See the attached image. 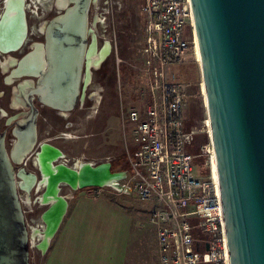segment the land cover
Segmentation results:
<instances>
[{
  "label": "water",
  "instance_id": "water-1",
  "mask_svg": "<svg viewBox=\"0 0 264 264\" xmlns=\"http://www.w3.org/2000/svg\"><path fill=\"white\" fill-rule=\"evenodd\" d=\"M89 4L90 0H77L67 15L72 22L70 31L76 34L77 40L70 108L76 101L86 54ZM191 4L230 264H264V0H191ZM15 47L16 44L0 51ZM90 49L91 46L88 61ZM49 103L58 107L66 101L50 96ZM17 132L18 139L9 151L6 134L0 131V264H30L31 236L19 187L31 191L36 184V192L41 193L37 201L46 208L41 215L46 224L41 243L48 228L44 216L49 211L53 214L49 246L68 207V198L62 193L66 187L70 190L103 187L124 176V172L112 170V158L99 162L77 159L71 166L61 161L65 156L62 149L44 142L33 155V164L44 146L58 151L50 164L52 169H59L51 176L50 194L61 202L42 203L40 197L47 193L49 186L41 187L40 167L39 176L26 173L21 166L16 169L34 146V119L28 128ZM18 176L24 179L23 184H19ZM38 247L43 253L47 251Z\"/></svg>",
  "mask_w": 264,
  "mask_h": 264
},
{
  "label": "built area",
  "instance_id": "built-area-1",
  "mask_svg": "<svg viewBox=\"0 0 264 264\" xmlns=\"http://www.w3.org/2000/svg\"><path fill=\"white\" fill-rule=\"evenodd\" d=\"M145 81L121 103L127 168L121 179L93 187V196L134 193L156 227L160 264H230L212 136L195 149L197 130L185 116V86L167 71L192 56L197 63L191 0H143ZM198 160L201 161L198 163ZM217 167V162H216Z\"/></svg>",
  "mask_w": 264,
  "mask_h": 264
},
{
  "label": "flooded vegetation",
  "instance_id": "flooded-vegetation-1",
  "mask_svg": "<svg viewBox=\"0 0 264 264\" xmlns=\"http://www.w3.org/2000/svg\"><path fill=\"white\" fill-rule=\"evenodd\" d=\"M100 4L102 3H98L97 0H90L87 18L88 29L91 23V14L98 9L104 10ZM76 5L77 0H25L22 30L16 41V47L12 50L0 51V73L2 76L0 131L5 132L6 145L10 151L18 139L17 131L21 132L23 128H28L32 118L34 119L36 132L34 146L20 165L26 173L34 172L37 176H39V167L36 165V159L35 165L33 164L32 157L44 142L52 143L62 149L65 156L61 161L68 165L73 166L76 160L80 159L72 155L74 154L73 150H68L60 142H57L58 139L64 141L76 137L75 134L69 132L70 128L79 127L75 119L88 113L87 117L94 116V119L91 118V121H88V118L84 119L86 121L84 128L88 129L90 123L95 121L93 127H99V129L94 135L98 136V140L101 141V135L105 133L103 128H106V138L112 136L111 122L114 117H117L118 82L119 76L122 77L121 69L123 68L125 74L127 73L128 81L130 79L132 81L139 80L141 75H144L145 67L142 64L140 67L120 58V52L116 46L109 47L107 43L96 54L99 46L97 42H93L94 38L89 30L76 101L72 108L69 107L72 97L70 84L75 78L74 59L76 57L74 51L77 40L76 34L73 35L70 31L72 22L67 15ZM3 9L4 0H0V11ZM89 46H91V54L88 65ZM111 56L118 62L117 71L116 68L113 71L109 70ZM93 59L96 60L93 61ZM94 63L96 64L94 65ZM93 67L96 68V73L91 70ZM95 74L99 76L101 83L97 93L91 90L96 85ZM142 84L140 82L135 91L136 94ZM109 89L110 91H108ZM50 96L59 101H66V103L58 107L50 105ZM90 110H93L91 115H89ZM89 135H93V133ZM85 136L88 134L86 133ZM91 160L98 162V158ZM19 168L17 165L16 169L19 170ZM18 177L20 178L19 184H21L24 179ZM35 187L36 184L32 186L31 190ZM19 188L23 190L21 187Z\"/></svg>",
  "mask_w": 264,
  "mask_h": 264
},
{
  "label": "rangeland",
  "instance_id": "rangeland-1",
  "mask_svg": "<svg viewBox=\"0 0 264 264\" xmlns=\"http://www.w3.org/2000/svg\"><path fill=\"white\" fill-rule=\"evenodd\" d=\"M142 1L143 0H97L98 3H102L100 5L104 10L98 9L95 11V13L91 14V23L89 26V30L92 32V38H94L93 42H97L99 46L97 48L98 52H96V54H98L108 43L110 47L112 45L117 47L120 52V58L126 59L139 66L140 64H142L144 67L146 66V55L143 51L146 39V20L141 10ZM95 60L96 59H93V61ZM95 64L96 63H94V65ZM109 66L110 71H113L114 68H116V71L118 70V62L113 56L109 58ZM91 70L96 73L95 67H93ZM120 73H122V77L119 76L118 82V108L121 107L122 102L126 103L129 100L137 97L135 91L140 82L143 83L146 78L145 75L142 74L139 80L132 81L130 79V81H128L126 78L127 73L125 74L123 68L121 69ZM167 78L168 80L170 79L178 81L185 86V116L188 119V123L191 122L198 132L195 140V149H199L201 148V145L208 141V136L206 133L208 126V114L200 88L202 81L200 64L197 63L192 56H189L181 63L170 67L167 71ZM1 79L2 76L0 73V89H2ZM94 81L96 85L91 90L92 92L97 93L99 92L101 83L99 76L96 74ZM108 91H110V89ZM92 111L93 110H90L89 115L93 113ZM87 114L81 118L75 119V122L79 124V127H72L73 130L70 128L69 132L75 134L76 137L64 141L58 139L57 142H60L68 150H73L72 153L74 154L72 155L79 157L81 160H91L93 158H98L97 161L99 162L107 159V157L116 156L112 170L118 171L120 169L127 168L128 163L125 145L126 141L129 145H132L133 138L131 129H128L127 138L125 140L123 131L121 130V120L118 118L117 121V117H114L111 122L113 126L112 136L106 138V128L102 127L105 133L101 135L100 141L98 140V136L94 135L99 129V127H93L95 121L90 123L88 129H86V127L84 128V124L86 123L84 119L88 118V121H91V118L92 120L94 119V116H91L90 118L87 117ZM86 133L88 136H85ZM91 133H93V135H89ZM201 161L202 160H198V163H200L199 166H201ZM20 166L21 165H19V167ZM69 190L70 189L66 187L62 193H66ZM86 190H89L90 192L93 189H84V191ZM19 193L24 217L28 226V232L32 240V242H30V264H50V245L49 249L43 253L38 247L39 243L41 242L40 236L38 237V235L41 234H36L33 236V230H35L36 227L42 232L46 225L41 217L44 209L46 208L41 206L37 201V197L41 193L36 192V187L31 191L20 190ZM106 194L109 195L110 198L119 199V201L123 200L125 197H128V200L129 202L131 201L130 203L132 205L135 207H139L141 205L142 208L148 212L149 207L144 205L134 193L107 192Z\"/></svg>",
  "mask_w": 264,
  "mask_h": 264
},
{
  "label": "crops",
  "instance_id": "crops-1",
  "mask_svg": "<svg viewBox=\"0 0 264 264\" xmlns=\"http://www.w3.org/2000/svg\"><path fill=\"white\" fill-rule=\"evenodd\" d=\"M116 115L120 120V108ZM65 194L68 207L50 243V264H160L156 227L141 205L89 190Z\"/></svg>",
  "mask_w": 264,
  "mask_h": 264
},
{
  "label": "bare ground",
  "instance_id": "bare-ground-1",
  "mask_svg": "<svg viewBox=\"0 0 264 264\" xmlns=\"http://www.w3.org/2000/svg\"><path fill=\"white\" fill-rule=\"evenodd\" d=\"M25 10V0H4V9L3 11H0V48L3 50H7L15 46L17 39L20 37V33L22 30V17L24 15ZM194 40H195V50H196V57L199 60V63L201 62V54L197 39V33L196 29L194 28ZM201 94L203 95V101L205 106L207 107V96H206V89L204 80L201 81ZM201 95V96H202ZM208 117V126L206 133L211 134V121L209 116ZM58 154V151L53 149L52 147L44 146V149L41 151L40 154L35 158L36 159V165L40 167L42 171V181H41V187L42 186H49V190L46 194L41 196V202L42 203H50L54 202L57 204H60L61 199L54 196V194H50V179L53 174H56L59 169H52L50 167L51 160L56 157ZM212 170L214 173V176L217 179V167L214 156L212 157ZM28 179L26 180L25 184H28ZM23 184V183H22ZM41 203V204H42ZM59 208V205H57ZM53 212V211H52ZM52 213L50 211L44 216L46 223H47V233L44 235V242H40L39 246L43 249L49 248L48 242L50 240V221L52 218ZM45 228V227H44ZM36 234H42L40 230H33V236ZM42 236L40 237L41 240ZM32 242V240H31ZM48 246V248H47Z\"/></svg>",
  "mask_w": 264,
  "mask_h": 264
},
{
  "label": "trees",
  "instance_id": "trees-1",
  "mask_svg": "<svg viewBox=\"0 0 264 264\" xmlns=\"http://www.w3.org/2000/svg\"><path fill=\"white\" fill-rule=\"evenodd\" d=\"M208 139V138H207Z\"/></svg>",
  "mask_w": 264,
  "mask_h": 264
}]
</instances>
